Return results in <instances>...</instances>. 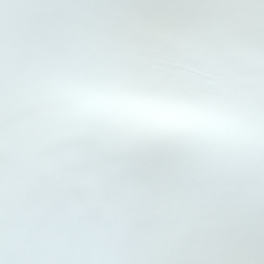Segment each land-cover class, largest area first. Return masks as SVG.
Returning a JSON list of instances; mask_svg holds the SVG:
<instances>
[{"label": "snow or ice", "instance_id": "obj_1", "mask_svg": "<svg viewBox=\"0 0 264 264\" xmlns=\"http://www.w3.org/2000/svg\"><path fill=\"white\" fill-rule=\"evenodd\" d=\"M0 264H264V0H0Z\"/></svg>", "mask_w": 264, "mask_h": 264}]
</instances>
